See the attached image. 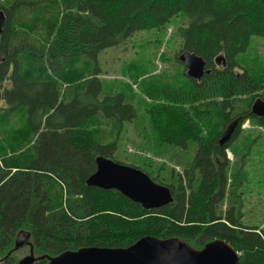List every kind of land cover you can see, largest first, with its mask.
I'll return each instance as SVG.
<instances>
[{
  "label": "trees",
  "instance_id": "16d2710c",
  "mask_svg": "<svg viewBox=\"0 0 264 264\" xmlns=\"http://www.w3.org/2000/svg\"><path fill=\"white\" fill-rule=\"evenodd\" d=\"M0 10V264H17L11 250L19 230L30 232L37 256L45 255L33 264L81 246L127 247L145 235L181 237L196 248L220 238L241 252V264H264V236L216 208L230 164L226 149L244 120L264 126V116L250 113L263 78L233 70L251 37H264L262 0H0ZM179 15L187 20L177 29L181 51L211 71L196 80L182 69L173 87L152 77L155 89L143 91L158 143L197 144L185 186L167 185L173 202L146 210L86 184L95 157H113L117 143L105 142L94 124L113 120L119 129L135 118L123 92L103 94L97 55ZM218 55L226 63L220 68ZM76 80L64 95L62 84ZM233 121L231 138L220 144Z\"/></svg>",
  "mask_w": 264,
  "mask_h": 264
},
{
  "label": "rangeland",
  "instance_id": "374dc122",
  "mask_svg": "<svg viewBox=\"0 0 264 264\" xmlns=\"http://www.w3.org/2000/svg\"><path fill=\"white\" fill-rule=\"evenodd\" d=\"M186 23V17L174 16L161 28L136 31L119 45L103 49L97 55L103 94L123 92L135 110V118L123 122L119 129L113 120L94 124L105 142L117 139L111 158L121 164L139 167L152 174L157 183L173 187L185 186L186 170L195 156L197 144L194 140H188L185 147L158 143L145 112L151 99L143 91L155 89L156 82L152 77L173 87L178 83L177 73L183 69L186 74L184 64L178 60L181 39L177 34V29ZM240 58L241 65L233 68L234 72L248 69L260 75L263 86L253 96H264V37L252 36L249 48ZM131 71L139 77L136 81L132 79ZM65 83L61 87L64 95L68 92L67 86L81 81ZM2 130L11 132V124ZM231 143L226 149L230 164L226 169L224 197L216 203V208L221 213L229 211L243 226L254 228L264 236V126L244 120L241 131ZM194 179L193 187L198 183L197 173ZM28 253V246H23L13 252V257L17 262Z\"/></svg>",
  "mask_w": 264,
  "mask_h": 264
},
{
  "label": "water",
  "instance_id": "95a60500",
  "mask_svg": "<svg viewBox=\"0 0 264 264\" xmlns=\"http://www.w3.org/2000/svg\"><path fill=\"white\" fill-rule=\"evenodd\" d=\"M5 20L4 12L0 10V34ZM178 59L184 64L186 75L190 78L199 80L211 71L205 61L192 52L184 50ZM215 64L225 66L223 55L215 57ZM250 113L263 117L264 99L256 98L251 104ZM235 125L236 121H233L227 127L219 140L220 144L231 138ZM86 184L102 190H115L146 210L159 209L173 202L167 186L154 182L137 167L102 155L95 157V170L87 177ZM30 238L27 230L17 232L11 252L23 246L29 248V253L20 258L17 264H33L45 256L34 255ZM46 258V264H241L238 252L224 239L214 238L203 247L196 248L181 237L158 238L152 235L142 236L127 247L81 246Z\"/></svg>",
  "mask_w": 264,
  "mask_h": 264
},
{
  "label": "flooded vegetation",
  "instance_id": "af4514ba",
  "mask_svg": "<svg viewBox=\"0 0 264 264\" xmlns=\"http://www.w3.org/2000/svg\"><path fill=\"white\" fill-rule=\"evenodd\" d=\"M264 99V98H263Z\"/></svg>",
  "mask_w": 264,
  "mask_h": 264
}]
</instances>
